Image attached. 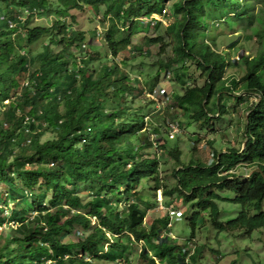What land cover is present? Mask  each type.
<instances>
[{
    "label": "trees",
    "instance_id": "trees-1",
    "mask_svg": "<svg viewBox=\"0 0 264 264\" xmlns=\"http://www.w3.org/2000/svg\"><path fill=\"white\" fill-rule=\"evenodd\" d=\"M168 3L179 19L172 55L159 59L160 68L168 72L172 64L190 59L205 77L201 85L171 93L176 109L200 122L227 112L219 105L222 93L237 104L256 98L247 105L242 148L213 151L210 164L190 160L187 165L180 162L178 146L169 149L179 167L173 169L171 189L157 179L156 152H143L153 148L151 120L146 122L141 107L128 99L138 87L116 61L138 25L132 19L138 7L147 6L145 15H163ZM84 6H104V15L111 18L104 35L105 56L110 57L88 73L81 66L92 57L83 55L77 62L70 51L73 43L83 45L86 35H72L71 23L63 21L70 17L73 22L72 10ZM46 13L56 20L33 23L35 14ZM211 26L255 43L252 54L240 55L245 72L239 79L224 77L235 60L199 43L210 36ZM61 44L54 51L52 46ZM153 131L158 133V126ZM44 134L50 135L42 139ZM241 162L249 167L246 176L232 171ZM0 183V227L13 221L7 232L0 231V264H130L126 251L140 241L139 257L149 264H195L199 249L189 254L185 245L161 235L154 222L145 226L149 202L142 191L151 183L154 194L162 189L164 196L176 193L183 202L194 201L191 234L204 218L217 231L264 228V0H0ZM221 190L234 197L222 196ZM218 201L240 209L222 220ZM76 225L80 237L64 242V230Z\"/></svg>",
    "mask_w": 264,
    "mask_h": 264
},
{
    "label": "rangeland",
    "instance_id": "rangeland-1",
    "mask_svg": "<svg viewBox=\"0 0 264 264\" xmlns=\"http://www.w3.org/2000/svg\"><path fill=\"white\" fill-rule=\"evenodd\" d=\"M146 8V5L138 7L139 14L134 15L132 18L135 21L134 23L138 25L134 32L130 34L129 44L117 54L116 61L119 67L125 69L130 81L138 87L132 95L128 96V99L133 102L135 107H141L139 113L145 115L146 122L151 120V124L148 126L150 130L153 131V127L158 126L159 132L157 135L160 136L162 142L165 141L166 145L161 146L160 150L147 147L143 149V152H156L160 160L157 179L165 185L166 189H171L176 182L173 169L179 167H177L178 163L170 158L169 149L178 146L181 151L180 162L187 165L190 160L210 164L213 160L212 151L220 152L229 148H242L245 141L243 132L247 105L254 102L256 98L250 96L248 103L237 104L235 97L222 93L219 105L224 106L227 112L221 113L219 118L213 117V119L200 122L190 120L182 110L176 109L171 93H182L185 87L194 83L201 85L205 77L202 76L197 63L190 59L172 64L168 72L160 68L159 59L166 61L172 55V33L175 27V19H179V16L173 13L170 3L165 6V10L162 12L163 15L159 16L157 14L145 15ZM104 9V6H100L98 9L84 6L83 9L72 10L75 17L73 22L70 17L63 19L65 24L69 25L71 23L72 35L76 31H83L86 35V40L81 43L83 45L75 47V43H73L70 50L74 61L77 62L80 61L79 59L83 55L89 58L92 57L89 64L81 66L85 73L97 68L102 61L110 57L105 56L109 52L104 43V35L110 26L111 18L104 15ZM55 20L56 16L53 13L35 14L33 23L48 25ZM156 21L159 22L156 24ZM209 33L210 36L205 39L202 37L199 43H209L211 48L221 51L231 61L235 60L237 64L226 67L224 77L228 80L231 77L236 79L242 77L245 70L240 55L252 54L256 50L255 43L242 40L241 34L240 37L237 33L228 34L227 31L214 28V26L210 27ZM157 35H163V42L150 41V38ZM62 46V44L53 45L52 48L54 51H58ZM40 49L37 44L33 47L34 52H38ZM201 52L203 53V50ZM176 67L177 70L173 71ZM160 89H165L167 96L158 95ZM241 91L239 87L235 88L236 94ZM212 104L211 98L209 105ZM167 121H178L181 125L179 133L172 139L167 137ZM144 133L147 136V132ZM49 135L44 134L41 138L44 139ZM248 168L245 163L241 162L232 171L238 175L246 176ZM152 183L151 186L144 188L142 191L143 199L149 202L144 206L145 226L149 227L154 222L156 228L161 230V235L167 233L174 241L185 245L189 254L193 253L196 248L199 249L200 252L196 256L195 264H230L232 262L233 264H264V228L254 230L251 233H245L239 229L217 231L211 226L208 219L204 218L196 225L193 234H191L192 228L188 219L195 211L194 201L183 202L182 198L178 197L176 193L164 196L162 189H158L154 194L149 190L153 185ZM0 185L3 186L2 183ZM218 192L229 199L234 197V194L229 190ZM80 194L84 199L89 198L83 195V191ZM160 201L162 207H160ZM8 203L12 205L13 202L10 200ZM118 205L121 207L122 203L118 202ZM218 205L220 218L225 221L232 219L240 209L239 204L231 201H218ZM28 206L29 203L24 204L25 208ZM169 208L181 211V215H170ZM203 214L206 217L207 213L203 212ZM12 224L13 221L2 225L0 231L7 232ZM64 231L62 236L64 242H74L82 234L78 225ZM141 248V241L130 243L125 254L128 263L149 264L139 257ZM149 255L153 256L155 253L150 251ZM185 263L191 264L188 260ZM105 264L110 263L106 262ZM159 264L163 263L159 262Z\"/></svg>",
    "mask_w": 264,
    "mask_h": 264
},
{
    "label": "built area",
    "instance_id": "built-area-1",
    "mask_svg": "<svg viewBox=\"0 0 264 264\" xmlns=\"http://www.w3.org/2000/svg\"><path fill=\"white\" fill-rule=\"evenodd\" d=\"M164 10L165 9H163V12H164ZM154 17H157V16H154ZM158 95H160V96H165L166 95L167 96V93L165 92V89H160ZM215 115L217 116L218 114H215ZM180 127H181V125L179 124L178 121H170V122L167 121L166 128H167V131H168V133H167L168 134L167 135L168 139L174 138L175 135L177 133H179ZM148 130H149V133H148L149 134V138H148L149 141H151V143H152V145H153V147L155 149L160 150L161 148L159 149V147L162 144V140H161L160 136H158L156 132L150 130L149 128H148ZM212 156H213V154H212ZM160 207H162L161 206V201H160ZM168 212H169L170 215H178V216L181 215V211L176 210V209H172V208H169Z\"/></svg>",
    "mask_w": 264,
    "mask_h": 264
},
{
    "label": "water",
    "instance_id": "water-1",
    "mask_svg": "<svg viewBox=\"0 0 264 264\" xmlns=\"http://www.w3.org/2000/svg\"><path fill=\"white\" fill-rule=\"evenodd\" d=\"M244 145H245V142H244Z\"/></svg>",
    "mask_w": 264,
    "mask_h": 264
}]
</instances>
